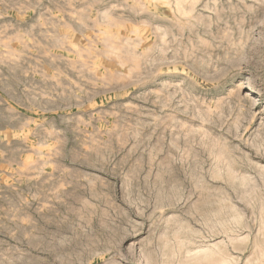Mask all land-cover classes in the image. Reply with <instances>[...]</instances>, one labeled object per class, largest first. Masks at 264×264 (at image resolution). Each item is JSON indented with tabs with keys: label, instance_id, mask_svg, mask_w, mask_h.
Wrapping results in <instances>:
<instances>
[{
	"label": "rangeland",
	"instance_id": "1",
	"mask_svg": "<svg viewBox=\"0 0 264 264\" xmlns=\"http://www.w3.org/2000/svg\"><path fill=\"white\" fill-rule=\"evenodd\" d=\"M196 1L0 0V264H264V0Z\"/></svg>",
	"mask_w": 264,
	"mask_h": 264
},
{
	"label": "bare ground",
	"instance_id": "2",
	"mask_svg": "<svg viewBox=\"0 0 264 264\" xmlns=\"http://www.w3.org/2000/svg\"><path fill=\"white\" fill-rule=\"evenodd\" d=\"M194 1H196V0H194ZM196 3H197V1H196ZM196 3H193V4H195L196 5ZM179 5V4H178ZM166 6V5H165ZM193 6V5H192ZM159 7V6H158ZM184 16V15H183ZM187 18V17H186ZM188 23V22H187ZM194 28V27H193ZM231 185H232V183H231ZM241 185H242V188L241 189H236L233 185H232V188L236 191L235 192V195L237 196V198H241L242 200H245V198H244V196L243 195H246V194H253L254 193V190H255V187H253V186H250V188L248 189L246 186H249L250 185V182L249 181H246V184L244 183V182H241ZM200 194V196H204V195H206V199H205V203H203V205L204 204H208L209 206H212V207H210V209L211 210H213L214 208H216L215 207V204H220V207L222 206L221 204H226V203H223V201L221 200V199H218L219 198V196H220V194H218V193H211V192H207V193H199ZM233 193H228V198L230 199L229 201L231 202V204H233L234 202L232 201V197H231V195H232ZM218 196V197H217ZM234 196V195H233ZM227 206V205H226ZM217 234H215V236H216ZM177 238H181V236L180 235H178L177 236ZM181 246H183V245H181Z\"/></svg>",
	"mask_w": 264,
	"mask_h": 264
}]
</instances>
